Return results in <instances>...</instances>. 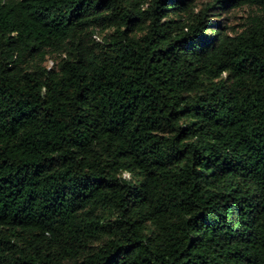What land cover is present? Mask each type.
<instances>
[{
	"label": "trees",
	"instance_id": "obj_1",
	"mask_svg": "<svg viewBox=\"0 0 264 264\" xmlns=\"http://www.w3.org/2000/svg\"><path fill=\"white\" fill-rule=\"evenodd\" d=\"M0 264H264V0H0Z\"/></svg>",
	"mask_w": 264,
	"mask_h": 264
},
{
	"label": "rangeland",
	"instance_id": "obj_2",
	"mask_svg": "<svg viewBox=\"0 0 264 264\" xmlns=\"http://www.w3.org/2000/svg\"><path fill=\"white\" fill-rule=\"evenodd\" d=\"M101 36L99 35L97 38H100ZM48 63L49 64H51L52 63V60L50 59L49 61H48Z\"/></svg>",
	"mask_w": 264,
	"mask_h": 264
}]
</instances>
